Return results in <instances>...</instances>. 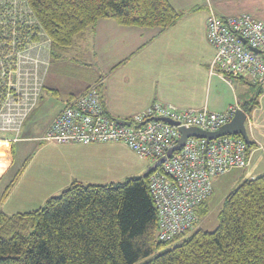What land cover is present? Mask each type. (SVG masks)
I'll return each instance as SVG.
<instances>
[{"label":"trees","instance_id":"16d2710c","mask_svg":"<svg viewBox=\"0 0 264 264\" xmlns=\"http://www.w3.org/2000/svg\"><path fill=\"white\" fill-rule=\"evenodd\" d=\"M5 5L0 0V13ZM23 6L36 21L30 27L34 36L42 31L49 38L51 60L63 58L74 39L99 20L168 28L182 16L168 0H23ZM254 88L240 103L246 116L263 92L261 83ZM255 146L249 139L248 155ZM151 171L118 183L73 181L36 210L0 211V264H264V175L243 180L224 198L214 230L196 228L162 243L149 192ZM207 200L195 209L198 219L209 211Z\"/></svg>","mask_w":264,"mask_h":264},{"label":"built area","instance_id":"2783aa9c","mask_svg":"<svg viewBox=\"0 0 264 264\" xmlns=\"http://www.w3.org/2000/svg\"><path fill=\"white\" fill-rule=\"evenodd\" d=\"M206 38L215 53L209 72L238 77L251 86L264 80V22L243 13L219 17L207 4ZM30 13H0V142L17 140L40 97L48 65L50 40ZM237 109L224 112L179 109L153 101L127 120L111 117L102 104L98 84L74 97L53 119L41 140L59 144L118 142L142 159L151 160L148 184L157 210V236L162 243L192 231L195 209L213 192V179L248 164L246 143L236 136L212 141L187 138L178 151L179 128L216 131ZM165 120H171V125ZM12 135L4 139L5 135Z\"/></svg>","mask_w":264,"mask_h":264},{"label":"crops","instance_id":"0c3cea01","mask_svg":"<svg viewBox=\"0 0 264 264\" xmlns=\"http://www.w3.org/2000/svg\"><path fill=\"white\" fill-rule=\"evenodd\" d=\"M168 1L182 14L171 27H121L111 19H103L93 29L77 36L64 57L57 59V62L76 59L86 67L94 68L97 77L86 84L67 89L54 112L41 121L36 115L45 100L44 92L51 91L50 95L59 93L58 83L50 71L52 60L49 52L43 87L35 108L23 122L15 142H0V150L4 151V161L8 164L4 167L0 163L1 212L13 215L36 210L48 198L62 192L73 181H78L73 173H59L57 166L61 159L47 156L49 152L58 151V147L52 145L51 149L48 148L43 145L47 142L42 141L41 137L68 101L92 85H99L104 109L116 120L131 119L153 101L179 109L205 108L211 112H224L230 107L241 109L240 103L248 100L247 89L244 88L254 86L238 77L226 78L218 72H209V63L215 51L206 38L207 4L222 18L247 13L264 22V0ZM261 84L263 92L258 106L245 122L248 139L256 146L249 153L245 168L232 169L213 179L212 195L219 192L222 199L243 180L264 175V80ZM11 137L8 134L3 138ZM15 144L19 146L18 154L22 160H14ZM29 149L31 154L23 160ZM39 152H43V158L33 174L28 176L31 157L34 160ZM23 165V172L15 180L7 197L1 200L6 187ZM47 173L49 176H45Z\"/></svg>","mask_w":264,"mask_h":264},{"label":"rangeland","instance_id":"374dc122","mask_svg":"<svg viewBox=\"0 0 264 264\" xmlns=\"http://www.w3.org/2000/svg\"><path fill=\"white\" fill-rule=\"evenodd\" d=\"M5 3L6 10L4 13H28L27 8L23 6V0H5ZM50 71L52 77L58 83L59 93L56 95H50L51 91L44 92L45 100L42 104V108L36 115L41 121L54 112L57 105L61 103L67 89L86 84L90 82L91 79L97 77L94 68L86 67L76 61V59H68L61 63L57 62V60H52ZM244 89H247V96L248 99H250L255 92V88L245 87ZM29 123L30 121L28 120L27 124ZM43 145H46L50 149L52 145L58 147V149H56L58 151L49 152L47 153V156L50 158L61 159L57 166V170L60 171L59 173H65L64 175H67L66 173H73L75 180L77 179L84 184H110L123 182L128 178L144 175L148 168L154 165L151 160L138 157L129 148L122 146V144L102 143L91 144L88 146L71 144L69 147H65L67 144L47 142ZM18 149L19 146L15 144L13 154L14 160L16 161L22 160L18 154ZM31 152L32 151L29 149L27 155L23 157V160L31 154ZM2 154L1 157H3ZM42 154L43 152H39L34 160H32L31 157V162L27 170L28 176L32 175L37 169L40 163L39 161L43 158ZM1 160L4 167L8 165L7 162L4 161V157L1 158ZM49 172L55 176L57 175L55 171L49 170ZM45 176H49V174L47 173ZM60 193L57 192V194L54 195L57 196ZM223 200L224 199L221 198L219 192H216L208 198L207 202L209 211L206 215L201 216L198 219L194 229L200 228L206 231L214 230L219 222L218 214ZM140 263L141 261L136 264Z\"/></svg>","mask_w":264,"mask_h":264},{"label":"water","instance_id":"95a60500","mask_svg":"<svg viewBox=\"0 0 264 264\" xmlns=\"http://www.w3.org/2000/svg\"><path fill=\"white\" fill-rule=\"evenodd\" d=\"M246 119L247 116L245 112L242 109H237L232 119L228 123L219 127L216 131H204L195 127L188 129L179 128L180 137L176 145L169 151L168 155L172 152L178 151L184 144V141L190 137L212 141L224 136H240L245 143H248L249 139L245 128ZM165 121L171 125H176V123L171 120ZM118 122L124 125H129V122L125 120H118Z\"/></svg>","mask_w":264,"mask_h":264},{"label":"bare ground","instance_id":"6f19581e","mask_svg":"<svg viewBox=\"0 0 264 264\" xmlns=\"http://www.w3.org/2000/svg\"><path fill=\"white\" fill-rule=\"evenodd\" d=\"M118 121V120H117Z\"/></svg>","mask_w":264,"mask_h":264}]
</instances>
